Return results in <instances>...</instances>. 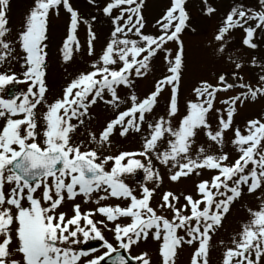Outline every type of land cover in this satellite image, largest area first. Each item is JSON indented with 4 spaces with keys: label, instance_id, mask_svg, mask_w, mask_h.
Wrapping results in <instances>:
<instances>
[{
    "label": "snow or ice",
    "instance_id": "snow-or-ice-1",
    "mask_svg": "<svg viewBox=\"0 0 264 264\" xmlns=\"http://www.w3.org/2000/svg\"><path fill=\"white\" fill-rule=\"evenodd\" d=\"M185 2L171 0L156 21L159 34L152 35L142 32L144 0H109L102 12L111 22V39L92 62L91 70L70 79L62 95L48 103L50 12L58 14L63 6L70 15L67 35L60 49L65 63L71 61L73 52L80 48L76 33L82 21L88 24L89 55L94 53L96 34L70 0H33L22 29L13 35L8 18L10 0H0V64L22 59L23 69L21 73L0 72V93L8 91L7 97L0 94V120L3 121L0 123V264H104L106 259L110 264L132 261L151 264L147 252L130 254L132 245L146 240L149 235L159 242L162 264H175L177 250L194 241L197 246L190 264H209L212 234L222 225L231 204L242 195V185H247L249 193L264 186V120H248L246 134L238 127L233 129L232 143L239 155L232 162L226 152L212 154L202 145L193 155L194 138L203 130L211 142L222 145L225 130L232 128L237 101L243 103L249 96L255 99L264 95V87L240 84L247 91L223 101L228 105L226 114L222 109H215L217 128L213 129L208 117L214 109L217 93L237 85L229 83L224 73L218 75L216 84L202 80L193 88L196 99L187 101L185 114L173 123L179 112L178 93L184 68V44L180 34L189 20ZM258 2L259 11L232 7L214 39L222 42L230 29L241 27L245 32L243 44L256 48L254 34L257 28L264 31V0ZM205 5L207 14L215 12L213 6L207 5V0ZM249 21L254 22L255 27ZM129 33H134L136 38H129ZM169 41L177 45L174 53L166 47ZM16 46L22 56L16 55ZM223 50L221 43L218 51ZM158 52L164 53L166 73L155 81L154 90L143 98L131 94L129 106L119 110L123 101L117 89L122 85L131 87L130 77L145 76ZM235 66L238 69L241 64ZM232 76L242 79L235 72ZM260 80L264 82V76ZM21 83L27 85L23 91H13L9 87ZM165 88L170 90L165 115L148 122L146 114L153 112ZM106 94H110V98L106 99ZM98 101L118 111L98 134L89 133L90 141L97 147H88L83 142L77 143L73 136L78 126L84 124L90 106ZM38 106H46V111L38 113ZM145 123L147 133L140 151H122L114 156H102L98 152V148L111 143L114 130L126 136L130 131L141 132ZM159 145L166 147L161 151ZM153 156L172 170L169 178L174 182L191 174L200 175L203 169L216 170V174L210 180H200L196 185L199 198L185 195L181 207L174 206L179 196L171 191L164 192L159 207L172 211L169 219L158 214L150 204L154 188L143 186L142 194L137 196L124 179L126 174L141 169L147 179L160 180ZM108 161H113L110 169L105 168ZM249 164L252 167L249 168ZM38 190L39 196L36 195ZM94 192L103 193L98 196L97 204L109 197L122 198L129 203L100 205L85 212L79 204H73L70 217L56 211L66 199L74 200L82 194L87 201ZM248 211L250 219L232 238L233 246L225 249L222 264H261L264 259V201L257 210L250 208ZM97 213L112 222L109 230L118 246L104 236L100 226L107 228L105 220L93 219ZM120 218H128L129 222L121 223ZM179 229H183L185 235H179ZM90 238L99 240L100 247L106 251L82 260L89 252L98 251L97 248L77 247Z\"/></svg>",
    "mask_w": 264,
    "mask_h": 264
},
{
    "label": "rangeland",
    "instance_id": "rangeland-1",
    "mask_svg": "<svg viewBox=\"0 0 264 264\" xmlns=\"http://www.w3.org/2000/svg\"><path fill=\"white\" fill-rule=\"evenodd\" d=\"M109 2V0H70L73 8L78 10L84 20L89 21L92 31L96 34L94 41V53L89 55L87 52L86 41L88 39V24L83 21L77 28V38L80 43L79 50L73 52V59L65 63L61 58L60 49L62 41L67 35L69 27L70 15L66 12L63 6L60 7L59 13L50 12L48 23V70L46 82L48 85V92L46 93L47 102L51 103L54 99L62 95V90L67 82L75 77L78 73L91 70L92 62L98 58L102 49L105 47L107 41L111 39L110 31L112 28L111 22L103 12L102 7ZM33 4V0H10L8 18L9 27L12 34L15 35L22 29L26 14ZM171 0H144L142 14L144 16V27L142 32L145 34L157 35L159 34V27L156 21L161 18L166 9L170 6ZM207 5L213 6L215 12L211 15L207 14L204 9L206 7L205 0H186L185 8L189 15L187 27L180 34V39L184 44V68L180 81L178 103L179 112L173 118V123L176 124L181 116L185 114V106L187 101L195 100L193 88L198 86L200 81L207 80L210 83L216 84L219 74H227L229 83H235L237 86L228 91L217 93L214 109L209 113V123L213 129L217 128V113L216 108L222 109L226 114L228 105L223 101L228 97H234L242 92H246V88H242L240 84L251 85L253 88L264 87V82H261L260 77L264 76V31L257 28L253 37V42L257 45L256 48H251L243 44L245 32L241 27H235L226 33L224 40L216 41L214 39L219 27L222 25L225 16L232 7H243L245 9L260 10L258 0H207ZM114 14L116 10H114ZM95 17V20L91 18ZM249 24L255 27L254 22L249 21ZM129 38H136L134 33L128 34ZM224 44V50L218 51L219 45ZM166 47L172 49L173 53L176 51L177 45L175 41H169ZM16 55L22 56V51L16 46ZM164 53L158 52L150 62V68L147 74L143 77H130L132 79V86H120L117 89L118 95L122 98L119 110H124L129 106V97L131 94L137 95L139 98L145 97L148 93L154 90L155 81L166 73V61L163 59ZM255 58V63H253ZM21 60H11L10 63L0 64V72H7L9 70L21 73ZM236 63H240L241 67L236 68ZM237 73L236 79L232 73ZM15 85L9 86L13 87ZM18 86L14 91H23L27 85L24 83ZM169 89L165 88L158 97V104L154 107L151 114H146L148 122L158 118L160 115H165L166 105L169 97ZM8 96L7 89L4 93ZM106 99L110 98V94H106ZM236 111L233 115L232 128L225 130L223 137V144L217 145L211 142L205 135L203 130H200L194 138L193 155L196 150L202 145L208 152L219 155L221 152L228 154L229 162L234 161L239 153L237 147L232 143L234 138L233 129L238 127L243 134H246L245 126L248 120L261 119L264 120V95H258L255 99L250 96L245 99L243 103L237 101ZM38 113L46 111V106L37 108ZM118 110L105 104L103 101H98L95 105L89 108V114L84 118V124L78 126L76 134L73 139L77 142H83L88 147H97L90 141L89 133H99L105 126L107 120L114 117ZM3 121L0 120V123ZM75 122V121H73ZM147 133V123L142 125L141 132L130 131L128 135L121 136L119 130H114L110 137L111 143L106 144L103 148H98V152L102 156L117 155L122 151H140L144 136ZM166 145H159L161 151ZM83 150V149H82ZM143 160V157H137ZM113 161H108L105 164L106 169H110ZM153 165L159 171L160 180L154 181L146 178L143 170L138 169L133 174H126L124 176L125 182L133 188L137 196L142 194V187L147 186L154 188L155 191L150 200V204L155 208L158 214H162L169 219L172 218L173 213L169 209H161L159 206L162 203V194L171 191L180 197L178 202H174L175 207H181L184 203L185 195H192L193 198H199L196 191V185L200 180H210L216 174V170L203 169L200 175L191 174L188 177H181L178 181H171V169L168 166L160 164L153 156ZM252 167L251 164L248 166ZM247 171V169H246ZM37 196L40 192L36 193ZM103 193H92L91 198L85 201L84 196L78 195L74 200L66 199L62 205L56 210L57 212H65L67 216L73 214V204H79L81 211L85 212L89 209H94L100 205H115L120 204L124 206L129 203L128 200L117 199L109 197L108 199L100 200L96 203L98 196ZM264 201V186L257 189L253 193L247 191V185H242V195L237 198L230 206L229 212L225 215L222 225L212 234L209 250V264H222L223 253L227 247H232L231 240L237 233L241 231L242 225L247 223L250 219L248 209L257 210ZM94 220H105L107 228L102 227L104 236L114 245L118 246V242L114 238V234L109 229L112 227V222L106 221V218L97 213L93 216ZM121 223L129 222L128 218H120ZM83 223V222H82ZM179 235H185L183 229L178 230ZM83 239L82 236L80 237ZM238 238V236H237ZM91 239V238H90ZM89 239V240H90ZM187 239V237H186ZM223 241V244L220 242ZM84 243H81L82 245ZM79 245V246H80ZM15 247V241H13ZM197 246V242L192 245L183 244L178 250L175 257V264H190L192 253ZM105 248L95 254L83 257L89 259L94 255H99ZM147 252L151 258V264H162V258L159 252V242L154 240L151 235L145 240L141 239L136 244L132 245L130 254L132 256ZM261 264H264L262 259Z\"/></svg>",
    "mask_w": 264,
    "mask_h": 264
},
{
    "label": "water",
    "instance_id": "water-1",
    "mask_svg": "<svg viewBox=\"0 0 264 264\" xmlns=\"http://www.w3.org/2000/svg\"><path fill=\"white\" fill-rule=\"evenodd\" d=\"M17 88V86H14L13 88H12V90L14 91V89H16ZM100 242L99 241H97V240H92V241H89V242H87L86 244H85V248H87V249H91V248H97V249H99L100 248ZM123 251V250H122ZM124 255H128L127 254V252H124L123 253ZM113 255H115V253H113ZM104 264H110V261H108L107 259H106V261L104 262ZM130 264H136V262L135 261H132V262H130Z\"/></svg>",
    "mask_w": 264,
    "mask_h": 264
},
{
    "label": "flooded vegetation",
    "instance_id": "flooded-vegetation-1",
    "mask_svg": "<svg viewBox=\"0 0 264 264\" xmlns=\"http://www.w3.org/2000/svg\"><path fill=\"white\" fill-rule=\"evenodd\" d=\"M90 240H95V239H90ZM90 240H88V241H90ZM88 241H87V242H88ZM87 242H86V243H87ZM77 247H78V248H85V243L82 244V245H80V246L78 245ZM101 249H102V247H101ZM101 249H99L98 251H100ZM98 251H96V252H98ZM96 252H89V255L95 254ZM89 255H88V256H89Z\"/></svg>",
    "mask_w": 264,
    "mask_h": 264
}]
</instances>
